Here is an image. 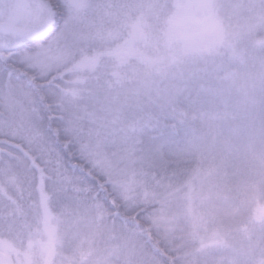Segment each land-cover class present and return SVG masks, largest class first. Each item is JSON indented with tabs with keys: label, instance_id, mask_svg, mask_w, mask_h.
<instances>
[{
	"label": "snow or ice",
	"instance_id": "1",
	"mask_svg": "<svg viewBox=\"0 0 264 264\" xmlns=\"http://www.w3.org/2000/svg\"><path fill=\"white\" fill-rule=\"evenodd\" d=\"M0 264H264V0H0Z\"/></svg>",
	"mask_w": 264,
	"mask_h": 264
}]
</instances>
